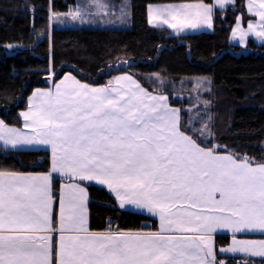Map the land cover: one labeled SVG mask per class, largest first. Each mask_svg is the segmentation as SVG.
I'll use <instances>...</instances> for the list:
<instances>
[{
  "label": "snow or ice",
  "instance_id": "obj_1",
  "mask_svg": "<svg viewBox=\"0 0 264 264\" xmlns=\"http://www.w3.org/2000/svg\"><path fill=\"white\" fill-rule=\"evenodd\" d=\"M234 2L216 0L221 9ZM248 11L259 23L245 30L238 18L232 35L242 44L250 34L264 40V0H248ZM212 17L203 4L149 7L150 24L177 31L212 28ZM167 99L131 76L100 88L65 76L31 98L21 113L27 132L0 120L5 146L51 149L47 173L0 170V264H224L214 246L219 230L232 233L221 252L264 258V239L237 235H264V163L202 146ZM53 173L106 186L121 208L157 215L159 230L90 231L87 192L71 182L57 223Z\"/></svg>",
  "mask_w": 264,
  "mask_h": 264
},
{
  "label": "trees",
  "instance_id": "obj_2",
  "mask_svg": "<svg viewBox=\"0 0 264 264\" xmlns=\"http://www.w3.org/2000/svg\"><path fill=\"white\" fill-rule=\"evenodd\" d=\"M212 0H130L128 28H55L51 13L73 11L76 0H0V118L20 127L19 113L36 88L66 74L89 85H106L117 75L134 77L147 91L168 96L181 124L202 146L220 154L264 163V45H231L238 15L248 19L243 0L214 9L210 32L171 35L147 20L150 4ZM115 5L120 0H112ZM11 45V47H9ZM203 84H200V81ZM192 112L189 113V111ZM207 125L205 128L204 126ZM207 129L209 138L200 135ZM50 152L9 150L0 145V170L50 171ZM62 178H53L57 201ZM89 228L101 232L156 231L155 219L118 206L103 187L87 184ZM149 222V226L143 223ZM229 237L216 236V249ZM224 264H262L264 259L216 254Z\"/></svg>",
  "mask_w": 264,
  "mask_h": 264
},
{
  "label": "crops",
  "instance_id": "obj_3",
  "mask_svg": "<svg viewBox=\"0 0 264 264\" xmlns=\"http://www.w3.org/2000/svg\"><path fill=\"white\" fill-rule=\"evenodd\" d=\"M236 1V0H235ZM78 3V0H76V5L73 6V11H79L80 15L77 17V18H81L82 15H88L90 13H88L87 10H82L81 7H78L77 5ZM243 3H244V7H245V12L247 14V16L249 17L248 19H244V17L242 15H238L233 26L231 27V31H230V35H229V42L231 45H234V46H239L241 48H245L249 42V40H252L255 44L257 45H264V40L262 39H259L257 38L254 34H250L249 36L246 37V40H245V43H241L239 41V38H238V35L236 38L233 37L232 33H233V29L236 27L237 25V22H238V18H241L240 19V23L242 24L243 28L245 30H247V26H248V22L251 21V22H254V23H259V18L257 16H254V15H251L248 11V0H243ZM197 4H203V5H206V6H209V7H212L213 11L214 9H219V10H224L226 9L227 7H229L230 5H233V4H227L223 9H221L217 3H216V0H212V4H207L205 2H201V1H196V2H182V3H165V4H150L148 5L147 7V20H148V23H149V7L151 6L152 8H164V7H167V6H181V5H197ZM71 11V12H73ZM90 12V11H89ZM70 12H67V13H60V15L62 14H65V16H68ZM214 13V12H213ZM56 15H54L53 13H51V16H50V20H51V27H55L54 26V23L52 22V19L55 17ZM212 21H213V17H212ZM150 26L152 27H156V26H153L152 24L149 23ZM159 27L161 28H166L169 30L170 34L171 35H183V34H189V33H199V32H210L213 30V27L212 28H207V27H200V28H195V29H184L183 31H177V30H174V29H171V28H168L167 25H160ZM102 28V27H100ZM104 28V27H103ZM128 28V27H127ZM118 29H121V28H118ZM65 76H72L74 77L76 80H78L75 76L71 75V74H66L64 75L62 78H60L57 82L55 83H59L61 80H63L65 78ZM121 76H130V75H127V74H120V75H117L115 77H113V83H115V80L117 77H121ZM132 80H135L136 83H138L140 85V87L147 93H149L150 95H160V94H156V93H152V92H149L147 91L134 77H132ZM80 81V80H78ZM81 83H85V82H82L80 81ZM87 84V83H85ZM121 84H123L125 87H132L131 85V82L130 81H121ZM89 85V84H88ZM90 87H97V88H100V87H105L107 85H101V86H94V85H89ZM53 88V83L48 87V88H36L32 93L31 95L29 96L28 98V106L25 110H22L20 113H19V116L21 118V126L20 127H16V126H11V127H14V128H17V129H20L24 132H27V129L24 128V125L26 123V121L24 120L23 116L21 115V113L23 112H27L29 111V104H30V100L31 98L37 93L38 90H41V91H46V90H50ZM166 96V95H165ZM168 98V96H166ZM167 104L169 105L170 108L172 109H177L175 107H172L170 104H169V100L167 99ZM179 110V109H177ZM179 114H180V111H179ZM0 120H2L0 118ZM3 121V120H2ZM180 122H181V115H180ZM6 124V123H5ZM8 125V124H6ZM10 126V125H8ZM0 145L5 148V149H9V150H44V151H49L50 152V160H51V149H50V146H23V145H19L15 148H13L11 145H8V146H5L3 144L2 141H0ZM221 155H225V154H221ZM50 168H51V165H50ZM47 173V172H46ZM33 174H39V173H33ZM55 176H58L60 178H62V182L60 184V188H59V195H58V198H57V201L54 205V208H53V215H54V218L56 220V222L58 223L59 221V201L61 198L65 197L68 192H69V189H67L65 187L66 184L68 183H76V184H79L81 187H84L86 192H87V201H86V208H87V211H86V219H87V227L89 228V192H88V188H87V184H95V185H98L100 187H103V188H106V186H103V185H99L97 183H95L94 181H79V180H73V181H69L66 177H62L60 176L59 174H56V173H53V178ZM107 189V188H106ZM52 190H53V182H52ZM108 190V189H107ZM109 191V190H108ZM110 192V191H109ZM114 197L115 195L110 192ZM116 199V198H115ZM118 206H119V203L118 201L116 200ZM120 207V206H119ZM122 209H125V210H128V211H131V212H135V213H139V214H143V215H146L152 219H155L156 222H157V225H158V229L156 231L159 230L160 228V220H159V217L157 215H153L151 213H148L146 210L144 211H141V210H138L136 209L134 206H126L125 208H122ZM90 230V228H89ZM91 231V230H90ZM108 230H105V231H101V232H107ZM93 232H96V231H93ZM140 232H150V231H140ZM133 233H136V232H133ZM240 238H244V239H256V240H260V239H264V235L258 233V232H255V233H248V234H237ZM216 236H227L229 237V243L231 242L232 240V233L228 232L227 230H219L217 231L216 233L213 234V237H214V246H215V237ZM226 246H224L223 248H226ZM222 247L216 249L215 247V250H216V254H219V255H224V256H239V257H242L240 255H229L227 253L223 254L220 252V249ZM259 259H264V258H259Z\"/></svg>",
  "mask_w": 264,
  "mask_h": 264
},
{
  "label": "rangeland",
  "instance_id": "obj_4",
  "mask_svg": "<svg viewBox=\"0 0 264 264\" xmlns=\"http://www.w3.org/2000/svg\"><path fill=\"white\" fill-rule=\"evenodd\" d=\"M77 5L78 7H81L83 11L87 10L88 13L90 14L82 15L81 18H77L75 20L72 19L71 15L65 16V14H62L59 16H55L52 19L54 26H56V28L59 29L82 28V27L127 28L130 26V18H131L130 0H120V3H118V5H115L114 2H112V0H78ZM110 82L113 83L112 78L107 81L106 85H108ZM200 84H203L202 80L200 81ZM190 112H192V110H190L189 113ZM204 132L207 134H205ZM204 134L206 135V137L209 138L208 130L205 128L203 129L202 133L200 132V135L202 137H205ZM230 244H228L227 247ZM221 253L225 254L227 252H221ZM227 254L240 255L242 257H247V258H261L259 256H248L244 253H227Z\"/></svg>",
  "mask_w": 264,
  "mask_h": 264
},
{
  "label": "water",
  "instance_id": "obj_5",
  "mask_svg": "<svg viewBox=\"0 0 264 264\" xmlns=\"http://www.w3.org/2000/svg\"><path fill=\"white\" fill-rule=\"evenodd\" d=\"M143 226H149V222L143 223Z\"/></svg>",
  "mask_w": 264,
  "mask_h": 264
}]
</instances>
